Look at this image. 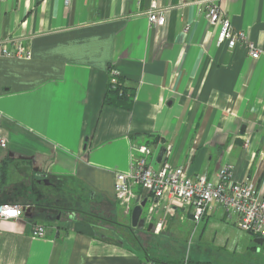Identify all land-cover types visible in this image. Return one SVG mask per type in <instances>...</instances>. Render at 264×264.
<instances>
[{
	"label": "crops",
	"instance_id": "crops-1",
	"mask_svg": "<svg viewBox=\"0 0 264 264\" xmlns=\"http://www.w3.org/2000/svg\"><path fill=\"white\" fill-rule=\"evenodd\" d=\"M196 1L159 0L167 23L154 28L152 0H0V45L32 54L0 56V205L26 210L0 222V264L178 262L151 255L153 239L190 226L208 242L250 235L220 208L197 225L182 207L165 216L161 203L148 225L144 209L135 244L125 241L132 212L116 199V177L132 171L139 147L166 150L192 178L225 169L264 190V0L221 1L245 36L234 48L217 43ZM112 73L129 109L105 104ZM83 223L92 235L73 227Z\"/></svg>",
	"mask_w": 264,
	"mask_h": 264
},
{
	"label": "built area",
	"instance_id": "built-area-1",
	"mask_svg": "<svg viewBox=\"0 0 264 264\" xmlns=\"http://www.w3.org/2000/svg\"><path fill=\"white\" fill-rule=\"evenodd\" d=\"M3 1V0H2ZM141 0H138L140 2ZM222 0H198L196 6L201 7L204 18L210 26L218 28L217 43L229 42L234 48L239 42L245 41L244 35L234 32L230 20L224 10L220 8ZM73 0H64L66 7H70ZM187 0H181V6ZM151 27L160 28L166 25L167 16L160 9L159 0H152L148 17ZM253 59L260 58V52L253 44L247 43ZM31 51L18 45L11 50L7 44L0 45V56L8 58L30 59ZM113 84H116V74L112 73ZM0 147L6 148L7 142L0 129ZM140 156L134 162L130 173H118L115 184V195L118 203L131 213L134 206L140 205L141 199L135 187H140L147 194V204L143 220L151 223L153 215L163 203L165 216L172 215L176 207H182L191 214L193 221L199 225L215 208H220L226 215L236 214L239 218L238 227L264 241V190L254 184H243L233 181L225 169L208 177L206 175L192 178L186 168L171 163L169 158L163 157L158 162L160 148L153 150L142 146L137 148ZM136 203V204H135ZM14 213V214H10ZM26 210L22 205L6 203L0 205V222L17 221L22 218ZM164 220H160L154 227V234L162 232ZM32 235L36 238L46 236L42 226H35ZM148 264H155L149 262Z\"/></svg>",
	"mask_w": 264,
	"mask_h": 264
},
{
	"label": "rangeland",
	"instance_id": "rangeland-1",
	"mask_svg": "<svg viewBox=\"0 0 264 264\" xmlns=\"http://www.w3.org/2000/svg\"><path fill=\"white\" fill-rule=\"evenodd\" d=\"M200 231V228L197 231L194 226H190L179 234L165 236V241L154 238L155 247H150L149 253L158 258L169 255L171 259L182 262L189 259L201 264H264V244L258 245L256 238L248 236L247 232L246 237L239 236L236 240L232 238L229 243L223 244L219 239L206 241ZM218 233L221 234L220 231ZM125 241L130 245L135 244L130 235L125 236Z\"/></svg>",
	"mask_w": 264,
	"mask_h": 264
},
{
	"label": "trees",
	"instance_id": "trees-1",
	"mask_svg": "<svg viewBox=\"0 0 264 264\" xmlns=\"http://www.w3.org/2000/svg\"><path fill=\"white\" fill-rule=\"evenodd\" d=\"M116 84H113V76H111V80L109 83V92L108 96L105 99V104L108 106H115V107H120L124 109H129L130 108V95L127 93L126 89L123 86L122 80L120 76H116ZM75 230L84 235H92L93 229L90 225L88 224H76L73 226ZM129 230L131 231L130 236H132L134 242L137 240V234H135V231L132 229V227L129 226ZM152 262L156 264H201L200 262L193 263L190 260H186L185 262H168V263H159L158 261L152 260Z\"/></svg>",
	"mask_w": 264,
	"mask_h": 264
},
{
	"label": "water",
	"instance_id": "water-1",
	"mask_svg": "<svg viewBox=\"0 0 264 264\" xmlns=\"http://www.w3.org/2000/svg\"><path fill=\"white\" fill-rule=\"evenodd\" d=\"M166 153V150H162L158 157V162L161 163L163 160V157ZM48 184L50 182L46 181ZM147 201L144 200L140 205H137L131 213V224L133 228H137L140 224L141 217L143 215L144 208L146 207ZM152 226L149 227V231H151ZM258 245H263L264 241L262 239H257L255 241Z\"/></svg>",
	"mask_w": 264,
	"mask_h": 264
},
{
	"label": "snow or ice",
	"instance_id": "snow-or-ice-1",
	"mask_svg": "<svg viewBox=\"0 0 264 264\" xmlns=\"http://www.w3.org/2000/svg\"><path fill=\"white\" fill-rule=\"evenodd\" d=\"M10 214H14V213H10Z\"/></svg>",
	"mask_w": 264,
	"mask_h": 264
}]
</instances>
